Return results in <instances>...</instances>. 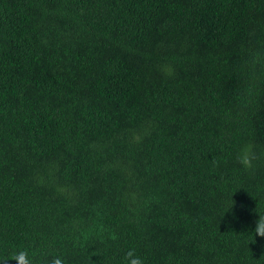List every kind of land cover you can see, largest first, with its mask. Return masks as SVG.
<instances>
[{"label":"trees","instance_id":"obj_1","mask_svg":"<svg viewBox=\"0 0 264 264\" xmlns=\"http://www.w3.org/2000/svg\"><path fill=\"white\" fill-rule=\"evenodd\" d=\"M255 208L264 0H0V264H264Z\"/></svg>","mask_w":264,"mask_h":264},{"label":"clouds","instance_id":"obj_2","mask_svg":"<svg viewBox=\"0 0 264 264\" xmlns=\"http://www.w3.org/2000/svg\"><path fill=\"white\" fill-rule=\"evenodd\" d=\"M258 159H260V155L256 152L255 145L251 142L243 144L235 156L236 163L240 165L244 171L249 173L254 172L255 162ZM254 211L258 218L255 220V227L250 234L264 237V213L257 212L256 208ZM115 238L116 237L113 235L112 239ZM10 261H14L15 264H32L28 252L23 250L13 252ZM124 261L125 264H144L143 258L136 253L135 249H129L125 253ZM8 262L9 261L6 260L4 264H8ZM51 264H63V262L60 258H54Z\"/></svg>","mask_w":264,"mask_h":264}]
</instances>
